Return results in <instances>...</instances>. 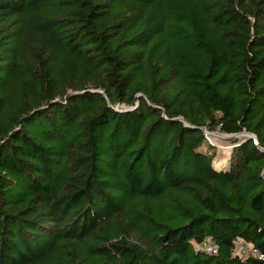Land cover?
<instances>
[{"label": "trees", "instance_id": "1", "mask_svg": "<svg viewBox=\"0 0 264 264\" xmlns=\"http://www.w3.org/2000/svg\"><path fill=\"white\" fill-rule=\"evenodd\" d=\"M263 170L264 0H0V264H264Z\"/></svg>", "mask_w": 264, "mask_h": 264}, {"label": "built area", "instance_id": "2", "mask_svg": "<svg viewBox=\"0 0 264 264\" xmlns=\"http://www.w3.org/2000/svg\"><path fill=\"white\" fill-rule=\"evenodd\" d=\"M195 249L203 250L205 252L216 253V248L213 244L205 242L202 245H195ZM235 252L237 255L242 257V259H246L249 255L257 256L258 258H263V254H261L258 249L253 248L252 246L242 242L236 241V249Z\"/></svg>", "mask_w": 264, "mask_h": 264}, {"label": "rangeland", "instance_id": "3", "mask_svg": "<svg viewBox=\"0 0 264 264\" xmlns=\"http://www.w3.org/2000/svg\"><path fill=\"white\" fill-rule=\"evenodd\" d=\"M214 132H218L219 134L214 133L215 136H208L207 139L209 140V142L213 143L216 147L217 156H216L215 161H217L219 158H222L223 160V158H226L227 155H229L231 152V149H232L231 139L234 137L229 138L227 136L228 134H223V133H220L219 131H214ZM205 136H207V134ZM245 138H246L245 136L241 135L239 139L244 140ZM223 149L226 150L224 153H223ZM219 152L222 155H219Z\"/></svg>", "mask_w": 264, "mask_h": 264}, {"label": "water", "instance_id": "4", "mask_svg": "<svg viewBox=\"0 0 264 264\" xmlns=\"http://www.w3.org/2000/svg\"><path fill=\"white\" fill-rule=\"evenodd\" d=\"M203 131H204V133L206 135L207 131L204 130V129H203ZM228 135H231V136H233V135H243V136H245L247 138L246 140L253 139L254 141H256V136H254L253 134L247 133V132H241V133H237V134H228ZM210 144H213V143L210 142ZM232 147H233V145H232ZM261 175H262V177L264 179V170L262 171Z\"/></svg>", "mask_w": 264, "mask_h": 264}, {"label": "bare ground", "instance_id": "5", "mask_svg": "<svg viewBox=\"0 0 264 264\" xmlns=\"http://www.w3.org/2000/svg\"><path fill=\"white\" fill-rule=\"evenodd\" d=\"M214 133H215V134H219L218 132H211V133H209L208 131H207L206 134H208V135H207V137H208V136H215ZM227 136L230 138V137H234V136H239V137H240L241 135H233V136H231V135H227ZM213 138H215V137H213ZM225 151H226V150L223 149V153H224ZM224 157H225V156H224ZM221 163H222V162H221ZM219 165H221V164H218L217 166H219Z\"/></svg>", "mask_w": 264, "mask_h": 264}]
</instances>
